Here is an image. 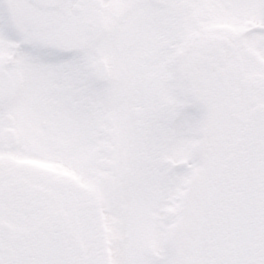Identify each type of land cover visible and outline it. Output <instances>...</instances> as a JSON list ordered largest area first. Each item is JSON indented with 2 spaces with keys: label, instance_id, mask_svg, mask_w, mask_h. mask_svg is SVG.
I'll return each instance as SVG.
<instances>
[{
  "label": "snow or ice",
  "instance_id": "snow-or-ice-1",
  "mask_svg": "<svg viewBox=\"0 0 264 264\" xmlns=\"http://www.w3.org/2000/svg\"><path fill=\"white\" fill-rule=\"evenodd\" d=\"M0 264H264V0H0Z\"/></svg>",
  "mask_w": 264,
  "mask_h": 264
}]
</instances>
